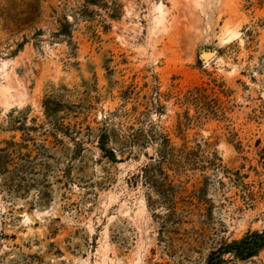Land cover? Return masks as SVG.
I'll return each instance as SVG.
<instances>
[{
  "label": "rangeland",
  "instance_id": "374dc122",
  "mask_svg": "<svg viewBox=\"0 0 264 264\" xmlns=\"http://www.w3.org/2000/svg\"><path fill=\"white\" fill-rule=\"evenodd\" d=\"M160 170L195 194L174 254ZM263 230L264 0H0V264H201Z\"/></svg>",
  "mask_w": 264,
  "mask_h": 264
},
{
  "label": "trees",
  "instance_id": "16d2710c",
  "mask_svg": "<svg viewBox=\"0 0 264 264\" xmlns=\"http://www.w3.org/2000/svg\"><path fill=\"white\" fill-rule=\"evenodd\" d=\"M100 148H104V135L102 134L99 138ZM112 153V151H109ZM164 158V157H163ZM161 168V167H160ZM222 175L227 178L232 183H241L242 176L239 171L224 170ZM156 178L151 180V178ZM150 183L152 187L156 189L157 194L160 196L159 203L164 204V213L162 215V229L168 232L172 237L168 239L167 249L171 254L175 253V243L182 242L186 237L188 231L184 230L180 232L182 225L186 222V216L191 215L189 207L193 204L192 199L195 194L188 196H181V192L184 190H178L177 187L167 183V176L160 170L159 174L150 175ZM166 186L168 189H166ZM178 190V191H177ZM195 193V192H194ZM179 195V196H178ZM196 200L199 203L200 197L197 196ZM179 235V236H178ZM264 247V230L263 231H253L246 233L239 240H232L230 242L222 241L220 245L213 251L209 253L207 258L201 264H220L223 263V255H230L233 259H246L257 255V253Z\"/></svg>",
  "mask_w": 264,
  "mask_h": 264
},
{
  "label": "bare ground",
  "instance_id": "6f19581e",
  "mask_svg": "<svg viewBox=\"0 0 264 264\" xmlns=\"http://www.w3.org/2000/svg\"><path fill=\"white\" fill-rule=\"evenodd\" d=\"M227 31H225L226 33ZM225 33L222 35V38H221V41H227L233 37H236L237 36V33H234V32H228L229 34L228 35H225Z\"/></svg>",
  "mask_w": 264,
  "mask_h": 264
},
{
  "label": "water",
  "instance_id": "95a60500",
  "mask_svg": "<svg viewBox=\"0 0 264 264\" xmlns=\"http://www.w3.org/2000/svg\"><path fill=\"white\" fill-rule=\"evenodd\" d=\"M202 60H204V61H205V57H204V59L202 58Z\"/></svg>",
  "mask_w": 264,
  "mask_h": 264
}]
</instances>
